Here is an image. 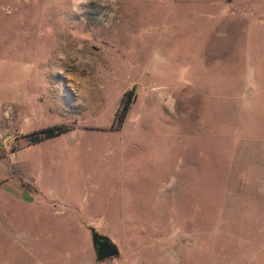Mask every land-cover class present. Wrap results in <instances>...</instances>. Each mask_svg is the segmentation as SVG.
Returning a JSON list of instances; mask_svg holds the SVG:
<instances>
[{"label": "rangeland", "instance_id": "rangeland-1", "mask_svg": "<svg viewBox=\"0 0 264 264\" xmlns=\"http://www.w3.org/2000/svg\"><path fill=\"white\" fill-rule=\"evenodd\" d=\"M3 168L0 264H264V0H0Z\"/></svg>", "mask_w": 264, "mask_h": 264}, {"label": "crops", "instance_id": "crops-1", "mask_svg": "<svg viewBox=\"0 0 264 264\" xmlns=\"http://www.w3.org/2000/svg\"><path fill=\"white\" fill-rule=\"evenodd\" d=\"M0 189L3 194L9 195L18 205H28L25 201L26 197H32L36 201L43 197L35 181L23 178L8 168H3L0 171ZM40 201L41 203L45 202L42 199ZM28 203L30 204V202Z\"/></svg>", "mask_w": 264, "mask_h": 264}, {"label": "trees", "instance_id": "trees-1", "mask_svg": "<svg viewBox=\"0 0 264 264\" xmlns=\"http://www.w3.org/2000/svg\"><path fill=\"white\" fill-rule=\"evenodd\" d=\"M129 95H130V92H127L126 94H124L125 97H128ZM127 108H128V101H124L123 103H121L120 109L115 113V117H116L115 123L117 124V126H119L122 123L123 117L125 115V112L127 111ZM64 131H66V129L62 126H51V127L38 130L34 134L29 135L27 138L31 144H34L44 139L55 137L63 133Z\"/></svg>", "mask_w": 264, "mask_h": 264}, {"label": "water", "instance_id": "water-1", "mask_svg": "<svg viewBox=\"0 0 264 264\" xmlns=\"http://www.w3.org/2000/svg\"><path fill=\"white\" fill-rule=\"evenodd\" d=\"M92 249L96 261H102L118 255L117 247L107 238L90 231Z\"/></svg>", "mask_w": 264, "mask_h": 264}]
</instances>
